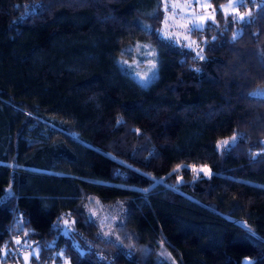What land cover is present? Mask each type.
Listing matches in <instances>:
<instances>
[{
    "label": "trees",
    "instance_id": "16d2710c",
    "mask_svg": "<svg viewBox=\"0 0 264 264\" xmlns=\"http://www.w3.org/2000/svg\"><path fill=\"white\" fill-rule=\"evenodd\" d=\"M225 1L191 30L200 60L159 35L161 0H0V264L17 247L32 264H264V5L236 23ZM136 43L156 49L146 83L123 63ZM85 194L123 203L128 246Z\"/></svg>",
    "mask_w": 264,
    "mask_h": 264
},
{
    "label": "rangeland",
    "instance_id": "374dc122",
    "mask_svg": "<svg viewBox=\"0 0 264 264\" xmlns=\"http://www.w3.org/2000/svg\"><path fill=\"white\" fill-rule=\"evenodd\" d=\"M239 3V0H226L220 4L218 8L228 9L226 14L235 13L229 9V5L234 9ZM262 0H245L244 4L239 7L240 13H251L253 9L257 10ZM204 5H210L204 7ZM162 6V21L158 33L161 37H164L172 41L176 45H181L186 48H190L199 55H203L202 43L199 38L191 35L192 23L195 18L199 16H214L216 8L211 4L210 0H161ZM264 12V8L261 10ZM225 14V13H224ZM249 16H245V19ZM198 23H203L204 26L208 22H212L209 19L206 22L196 20ZM187 37V39H185ZM131 60H125L123 63L126 65L128 72L132 73L136 79L146 83L155 74V69H152V64L156 62V49L148 43H136L131 47ZM257 57L260 64L264 67V43L261 44L257 50ZM148 75L147 81L142 80V77ZM257 94H264V89H257ZM233 137V136H232ZM232 137L225 138L221 141L232 140ZM202 166V165H200ZM200 166H197L199 168ZM208 167V166H207ZM209 168V167H208ZM196 174V173H195ZM200 175H203L201 173ZM124 205L121 201H102L99 197L94 194H85L80 203V210L85 214L88 220L95 222L99 229V234L105 238L110 239L124 246H128L131 238L126 237V232L123 230V211ZM61 229L64 234H69L73 230V219L68 214L61 215ZM64 221H68L65 225ZM107 233V235H105ZM117 237L119 239H117ZM29 253L26 251L21 252L20 261L8 264H32L29 262ZM25 257H28L26 260ZM56 258V257H55ZM53 258L50 262L44 260H38L33 264H55L56 260ZM62 263L68 264V260L62 257ZM249 259L250 258H245ZM244 259V261H245Z\"/></svg>",
    "mask_w": 264,
    "mask_h": 264
},
{
    "label": "snow or ice",
    "instance_id": "6c2138e0",
    "mask_svg": "<svg viewBox=\"0 0 264 264\" xmlns=\"http://www.w3.org/2000/svg\"><path fill=\"white\" fill-rule=\"evenodd\" d=\"M244 2H245V0H239V3L236 5V7L234 9L232 8L231 5H229V9H231L235 13V15L233 16V20L236 23H241V22L250 23L251 22L250 20H245V16L250 15V12L249 13H240L239 12V7H241L244 4ZM262 5H264V0H262ZM209 6L210 5H204V7H209ZM221 11H222V13L226 14L228 12V9H222ZM209 19H211L213 21V23H214V21H215V17L214 16H211V17L210 16H199L198 18H195L193 23H192V30L193 31L202 32L204 30V24L203 23H198V22H196V20H199L201 22H206ZM241 36H243V31L242 30L238 34L234 33L231 42L234 43ZM185 39H187V37H185ZM215 39L216 38L213 37V40H215ZM199 59L203 60L204 56L203 55H199ZM152 69L153 70L155 69V64L154 63L152 64ZM148 79H149L148 75H145V76L142 77V80H144V81H147ZM236 142H237V137L233 136L232 140H231V144H235ZM223 144L224 145H229V141H224ZM228 150H230V149H228ZM185 167H191V170L196 173L197 178H199L201 173H203V175L208 176V177H211L213 175L211 169L208 168L206 165H202L199 168H197L194 165L193 166H185ZM176 170H179V166H178V168ZM64 224L67 225L68 221H64ZM105 235H107V233H105ZM117 239H119V238L117 237ZM17 243H20V242L17 241ZM81 254H83V253H81ZM33 255H36V253H33ZM25 259L27 260L28 257H25ZM244 264H254V262L250 261L249 259H245Z\"/></svg>",
    "mask_w": 264,
    "mask_h": 264
},
{
    "label": "built area",
    "instance_id": "2783aa9c",
    "mask_svg": "<svg viewBox=\"0 0 264 264\" xmlns=\"http://www.w3.org/2000/svg\"><path fill=\"white\" fill-rule=\"evenodd\" d=\"M16 252H17V253H21V252H22V248H21V247H17V248H16Z\"/></svg>",
    "mask_w": 264,
    "mask_h": 264
}]
</instances>
